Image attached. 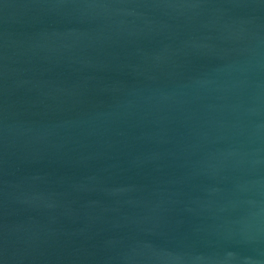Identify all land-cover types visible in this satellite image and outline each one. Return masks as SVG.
I'll use <instances>...</instances> for the list:
<instances>
[{"label": "water", "instance_id": "water-1", "mask_svg": "<svg viewBox=\"0 0 264 264\" xmlns=\"http://www.w3.org/2000/svg\"><path fill=\"white\" fill-rule=\"evenodd\" d=\"M0 264H264V0H0Z\"/></svg>", "mask_w": 264, "mask_h": 264}]
</instances>
